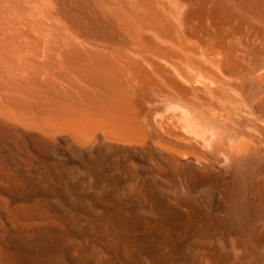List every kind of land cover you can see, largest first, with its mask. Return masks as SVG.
I'll return each mask as SVG.
<instances>
[{"label": "bare ground", "instance_id": "bare-ground-1", "mask_svg": "<svg viewBox=\"0 0 264 264\" xmlns=\"http://www.w3.org/2000/svg\"><path fill=\"white\" fill-rule=\"evenodd\" d=\"M0 264H264V0H0Z\"/></svg>", "mask_w": 264, "mask_h": 264}]
</instances>
